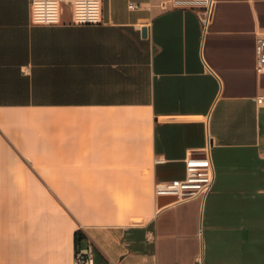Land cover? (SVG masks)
I'll use <instances>...</instances> for the list:
<instances>
[{"label":"crops","instance_id":"0c3cea01","mask_svg":"<svg viewBox=\"0 0 264 264\" xmlns=\"http://www.w3.org/2000/svg\"><path fill=\"white\" fill-rule=\"evenodd\" d=\"M101 1L0 0V264H74L76 232L96 264H264V0ZM205 157V198L155 196Z\"/></svg>","mask_w":264,"mask_h":264},{"label":"built area","instance_id":"2783aa9c","mask_svg":"<svg viewBox=\"0 0 264 264\" xmlns=\"http://www.w3.org/2000/svg\"><path fill=\"white\" fill-rule=\"evenodd\" d=\"M163 10L197 9L203 14V21L208 23L213 10V0H166L159 4ZM131 9L140 5L131 3ZM72 23L74 25H100L103 22L101 0H71ZM31 19L35 25L55 26L61 23V0H31ZM257 72L264 73V35L256 40ZM257 103H264V96L257 98ZM161 162V160H157ZM215 182L214 167L208 157L190 158L186 165L185 177L181 180L160 182L155 185L156 197H172L175 202H184L195 197L205 198ZM74 264H96L94 245L76 249ZM194 264H204L198 258Z\"/></svg>","mask_w":264,"mask_h":264},{"label":"trees","instance_id":"16d2710c","mask_svg":"<svg viewBox=\"0 0 264 264\" xmlns=\"http://www.w3.org/2000/svg\"><path fill=\"white\" fill-rule=\"evenodd\" d=\"M83 235H81L79 232H76L75 235V243H76V249L80 247V241L83 239Z\"/></svg>","mask_w":264,"mask_h":264},{"label":"water","instance_id":"95a60500","mask_svg":"<svg viewBox=\"0 0 264 264\" xmlns=\"http://www.w3.org/2000/svg\"><path fill=\"white\" fill-rule=\"evenodd\" d=\"M142 31H143V35L146 36V29L144 28ZM173 200H175V198H172L171 201H173Z\"/></svg>","mask_w":264,"mask_h":264}]
</instances>
